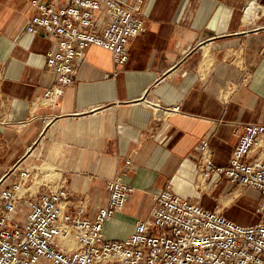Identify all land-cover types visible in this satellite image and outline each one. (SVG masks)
<instances>
[{
    "label": "crops",
    "instance_id": "obj_1",
    "mask_svg": "<svg viewBox=\"0 0 264 264\" xmlns=\"http://www.w3.org/2000/svg\"><path fill=\"white\" fill-rule=\"evenodd\" d=\"M252 1L146 0L145 31L131 41L127 63L93 45L74 83L52 100L53 41L26 31L29 0H0V179L8 175L9 186L28 169L24 200L66 191L61 214L94 219L108 182L122 174L134 192L105 225L114 241L150 215L167 187L238 224L258 223V190L199 175L203 140L225 168L238 126L264 124V0ZM258 157L264 134L249 159Z\"/></svg>",
    "mask_w": 264,
    "mask_h": 264
},
{
    "label": "built area",
    "instance_id": "obj_2",
    "mask_svg": "<svg viewBox=\"0 0 264 264\" xmlns=\"http://www.w3.org/2000/svg\"><path fill=\"white\" fill-rule=\"evenodd\" d=\"M146 0H29L35 13L26 31L44 33L54 43L47 66L57 75L46 97L56 100L74 83L77 61L93 46L110 51L117 65L129 59L131 41L145 31ZM257 0L252 1L255 4ZM180 107L165 109L177 114ZM239 141L229 165L217 168L208 140L200 144L199 175L219 173L231 183L258 190L261 200L254 225H241L176 195L170 187L154 198L150 215L122 241L110 240L105 225L127 205L134 188L119 174L107 184V205L94 219L79 211L61 214L66 191L24 200L28 169L5 185L0 179V264H264V160H250L264 124L236 129ZM129 163V161H128Z\"/></svg>",
    "mask_w": 264,
    "mask_h": 264
}]
</instances>
